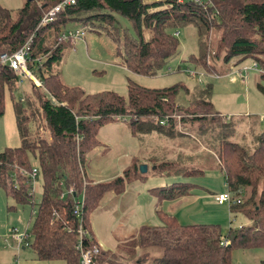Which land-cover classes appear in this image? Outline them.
<instances>
[{
	"label": "trees",
	"instance_id": "trees-1",
	"mask_svg": "<svg viewBox=\"0 0 264 264\" xmlns=\"http://www.w3.org/2000/svg\"><path fill=\"white\" fill-rule=\"evenodd\" d=\"M59 1L26 0L14 19L8 9L0 7V56L12 54L31 37L26 68L43 88L26 79L17 85V76L0 63V118L8 100L19 140L17 147L0 151V188L22 206L32 204L39 181V201L26 235L30 243L25 241L35 260L79 264L75 250L78 225L87 234L83 247L96 249L92 264H231L233 249L264 248V131L252 137L250 152L230 142L236 124L212 110L209 86L146 89L128 81L124 98L113 92L85 94L62 84L53 70L62 50L72 45L60 40L73 31L69 25L102 32L114 44L125 69L146 77L156 76L176 55L177 31L189 26L195 31L198 50L190 61L206 73L211 74L215 67L209 60L227 64L233 59H250L264 79V0H75L52 22L37 27L42 11ZM113 15L126 20L133 38L119 29ZM24 81L29 93L16 100L13 94ZM258 89L264 95V89ZM180 92L187 96L185 106L175 102ZM115 119H126L134 136L156 134L178 140L177 144L189 141V151L193 141L191 132H183L185 127L197 126L204 135L210 132L212 139L195 145L194 154L188 151L187 156L201 151L213 162L210 168L222 175L225 193L231 201H238L228 205L229 214H241L248 226L229 229L223 236L217 225H181L173 216L157 211L158 226H139L133 235L116 240L115 251L102 250L89 229L91 214L106 193L119 196L131 182L144 180L134 163L108 181L86 178L84 156L98 145V129ZM180 159L162 161L155 170L177 173L179 169L171 167L177 168ZM31 169H36L33 191L27 177L20 175ZM202 173L192 168L180 175L193 178ZM196 187L188 181L173 182L148 192L159 203L189 196ZM68 188L75 197L83 195L79 218L71 214L74 196L59 198ZM220 240L225 241L223 246Z\"/></svg>",
	"mask_w": 264,
	"mask_h": 264
},
{
	"label": "rangeland",
	"instance_id": "rangeland-1",
	"mask_svg": "<svg viewBox=\"0 0 264 264\" xmlns=\"http://www.w3.org/2000/svg\"><path fill=\"white\" fill-rule=\"evenodd\" d=\"M25 1L0 0V7L8 9L11 18L14 19L17 10L24 5ZM144 1L148 2L149 0ZM35 3L39 5L38 1ZM44 12L45 10L42 11V14ZM113 16L119 29L128 38H133V32L126 20L117 15ZM83 27L79 25L68 26L69 30H82L84 36L80 41L64 48L61 52L60 61L53 67L62 84L79 88L85 94L113 92L124 98L126 97L128 81L146 89H163L173 85H182L191 90L194 87L209 86L211 89L209 102L212 105V110L221 117L230 118L236 124L235 133L229 138V141L242 146L246 152L252 150V137L264 131V95L258 89V86L264 89V79L260 78L259 68L245 70L253 65L250 59L242 61L233 59L227 64L209 60L215 67L211 74L206 73L200 65L190 61V57H197L198 50L195 31L188 26L177 31V53L160 72L153 77L140 76L131 74L125 69L121 58L115 55L114 44L102 32L95 33L82 29ZM187 72L195 74V79L189 78ZM228 72L229 74L225 75ZM234 72L240 73L244 77L243 82L234 75ZM230 75H234L232 83L229 81ZM29 90L28 83L24 81L22 86L14 92V99L20 98L23 93L28 94ZM186 100L187 96L180 92L175 102L179 106H185ZM127 123V120L123 119L101 126L98 129L96 139L107 148L108 152L106 151L103 155L102 152L95 151L84 156V169L85 173H88L87 177L90 178L89 175L98 174L102 182L120 176L123 170L132 164L129 162L130 153H135L133 151L137 150L139 153L136 156L137 163L133 162L137 169L139 166H146V171L142 174L144 180L135 182L132 190L127 191V193H131L132 198L126 199L124 196L119 199L120 203L117 202V198H114L110 203L102 204L89 218L91 233L99 247L109 251H115L116 239L133 235L139 226L156 227L159 225L154 212L157 199L148 192L149 188L191 180L197 185L201 183L200 188L210 191L216 196L226 192L222 175L217 170L210 168L214 167L213 162L207 160L204 152L199 151L197 156L194 155L193 157L187 156L188 151H186L185 146H189V141H180L181 144L176 146L177 149H186L184 151L187 153V155L180 154L181 159L177 168L171 167L173 170L179 169L177 173L171 169L153 170V167L162 161H155L149 165L148 158L145 157L144 159L140 153L146 154L150 146L148 143L143 146L142 141L132 139L126 134ZM185 129L186 131L183 132L186 135L191 132L190 136L193 141L191 143L192 149L189 151L191 153L195 152L193 148L199 144H206L205 141L212 139L210 132L205 135L201 134L202 132L198 133L197 126L190 130L187 127ZM39 133H41L40 130ZM1 141L0 133V143ZM161 141L159 143L154 141L152 144L156 148V158H159V155L162 158L165 154H167V158H170L168 153L172 152V147H174L172 145L174 144L173 140L166 142L161 138ZM156 146L159 147V152ZM167 162H172V160ZM31 166L34 167L35 162H32ZM192 168L203 170V173L192 179L181 177V171ZM35 186L37 188H35L32 204L22 206L6 197L0 188V264H25L37 261L27 243L19 247V249L25 247L24 251L18 250L19 252L17 251L16 254V246L10 235L12 229L21 235L23 233L28 235L31 215L34 214L39 201V181ZM198 190V188L194 189V194L198 197L204 195L201 193V189ZM202 201L199 200L198 203L187 207L188 209L177 208L174 212L178 216V222L181 224L217 225L223 236L229 229L235 230L248 226L249 221L241 214H229L228 205H224L225 207L222 208L204 207ZM164 207L161 208L165 210ZM27 238V242L30 243V237ZM261 263H264V248L233 249L231 252V264Z\"/></svg>",
	"mask_w": 264,
	"mask_h": 264
},
{
	"label": "crops",
	"instance_id": "crops-1",
	"mask_svg": "<svg viewBox=\"0 0 264 264\" xmlns=\"http://www.w3.org/2000/svg\"><path fill=\"white\" fill-rule=\"evenodd\" d=\"M80 41V40H79ZM237 72H234V75L236 74ZM229 74V72L227 73V74H225V75H228ZM233 74V73H232ZM231 74V75H232ZM230 75V77H229V81H230V78L232 77ZM233 81H234V79H233ZM233 81H230L231 83L233 82ZM113 122H117L116 121V119L113 121ZM125 132H126V134H128L132 139L134 138V139H136L137 141H142V143H143V146L145 145V143H148V146H150L149 147V149L147 150V152H146V154L145 153H140V155H142V157H144V159H145V157L146 158H148L147 160L148 161H150V164L149 165H151V164H153V163H155V161L156 162H158V161H170V160H172V161H175V160H177V158L178 157H181L180 156V154L181 153H183V155H187V153L184 151V150H186V149H183V150H181V149H177V147L176 146H178V144L177 143H175V139L172 141V142H174V144H172L174 147H172L173 149H172V152H169L168 153V155H170V158H167L166 156H167V154H165V156H162V158H161V155H159V158H156V155H155V150H156V148H154L153 146H152V144H153V142L155 141L156 143L158 142L159 143V141L160 142H162L161 141V137L160 136H158V135H156V134H147V135H141V136H134V135H132L131 133H130V130H129V127L128 126H126V130H125ZM0 133H1V143H0V151L3 149V148H14V147H17L18 146V144H19V140H18V137H17V133H16V129H15V124H14V118H13V115H12V111H11V107H10V104H9V102H8V100H6L5 101V108H4V112H3V116L0 118ZM97 133H98V131H97ZM96 136H97V134H96ZM96 138V137H95ZM166 142H168L169 140H167V139H165V138H163ZM96 141H97V139H96ZM98 142V141H97ZM170 144H171V142H170ZM181 144V143H180ZM157 147V146H156ZM188 148V146H185V148ZM177 150V151H176ZM95 151H98L99 153H103V155L106 153V151L108 152V150H107V148L106 147H104V146H102V144H100L99 142H98V145L95 147V148H93L90 152H95ZM157 151L159 152L160 151V149H159V147H157ZM186 151H189L188 149L186 150ZM133 152H135V153H130V156H131V158H130V164L131 163H133V162H135V163H137V161H136V156H137V153H138V151L136 150V151H133ZM139 154V153H138ZM158 156V155H157ZM129 164V165H130ZM145 166V165H144ZM146 167V166H145ZM155 169V167H153V170ZM212 170H215V169H212ZM87 171H88V168H87ZM146 171V170H145ZM145 173V172H144ZM220 173V172H219ZM85 175H86V178H87V180H89V181H92V182H102V180H101V178L100 177H98V174H95V176L94 175H89V177L90 178H88L87 177V175H88V173L86 174L85 173ZM142 175V174H141ZM192 179V178H191ZM183 181H187V180H183ZM135 182H139L138 180H135V181H133V182H131L130 184H128L127 186H126V188H125V190H124V192L121 194V195H119V196H115L112 192H108V193H106L103 197H102V199H101V201L99 202V205H98V207L95 209V211L98 209V208H100L101 207V205L102 204H106V203H110L111 201H113V199L114 198H117V202H119V199L120 198H123L124 196H125V198L127 199V198H132V196H131V193H127V191H129V190H132V188H133V184L135 183ZM188 182H192L191 180H188ZM201 184V183H200ZM200 184H196L195 183V185H197V187L195 188V189H201V193L202 194H204V195H199V197L196 195V194H194V189L192 190V192H191V195H189V196H185V197H181V198H179V199H176V200H173V201H161V202H159V203H155V205H154V212H155V214H156V212L157 211H161L162 213H165V214H168V215H171V216H173L176 220H177V222H178V219H177V217L178 216H176L175 215V212L174 211H176V209L177 208H180V207H184L185 209H188L187 207H191L192 205H194V204H196V203H198L199 202V200H203L202 201V203L204 204L203 206L204 207H212V208H222V207H225L224 205H217L216 203H215V201H214V196H216V194H212L210 191H207V190H204V189H202V188H200L201 186H200ZM152 188H154V187H152ZM149 189H151V188H149ZM148 189V190H149ZM198 190V191H199ZM196 191V190H195ZM150 193V192H149ZM151 194V193H150ZM165 202V203H164ZM120 203V202H119ZM117 205V204H116ZM163 206H165L164 208H165V210H163L161 207H163ZM94 211V212H95ZM93 212V213H94ZM157 217V216H156ZM120 223V222H119ZM179 223V222H178ZM121 224V223H120ZM179 224H181V223H179ZM181 225H189V224H181ZM89 229H90V224H89ZM90 232H91V230H90ZM92 234V233H91ZM93 236V235H92ZM94 238V237H93ZM118 239H123V238H118ZM94 240H95V238H94ZM117 240V239H116ZM95 242L97 243V241L95 240ZM97 245L99 246V244L97 243ZM24 249H25V247H21L20 249H19V251H24ZM102 249V248H101ZM102 250H104V249H102ZM18 251V252H19ZM107 251H109V250H107ZM16 254H17V252H16ZM25 264H63V262H61V261H48V262H40V261H31V262H28V263H25Z\"/></svg>",
	"mask_w": 264,
	"mask_h": 264
},
{
	"label": "built area",
	"instance_id": "built-area-1",
	"mask_svg": "<svg viewBox=\"0 0 264 264\" xmlns=\"http://www.w3.org/2000/svg\"><path fill=\"white\" fill-rule=\"evenodd\" d=\"M199 0H176L177 3L183 2H193L197 3ZM75 0H60L55 5L48 7L45 12L41 15L39 19V23L37 27L44 26L55 19V16L60 12V10L65 6L73 5ZM84 33L80 29H76L66 32L64 35H61L60 40L62 41H69L70 43H75L83 38ZM31 37H29L26 42L21 45L16 51H14L10 55H1L0 56V63L6 65L13 73L17 76V85L21 84L23 80H30L33 85L40 90H42V86L39 82L33 77L31 72L26 68V61H27V53L29 51V43ZM254 64L252 67L245 69V70H252L254 69ZM236 76L239 77L240 81L243 82L244 77L240 73H236ZM187 76L189 78H194L196 75L190 72H187ZM234 75L230 78V81H233ZM261 119V118H260ZM21 176H25L28 179V185L30 190L33 191L34 185L36 184L35 177H36V169H31L30 172L20 171ZM66 195H73L72 188H68L65 190L59 198L62 199ZM214 201L217 205H229V204H238V201H231L230 195L228 193H224L221 195L214 196ZM83 203V195H79V197L73 198V208L71 214L79 218L80 211L82 208ZM76 243H75V250L79 255V264H92V255L96 253V249L93 248L92 250H87L83 247V239L87 235L86 231L82 229L81 225H78L76 230ZM12 241L16 246V252L19 250V247L22 245H26V238L27 236L23 233L22 235L18 233V231L12 229L10 232ZM225 244L224 240H220V246Z\"/></svg>",
	"mask_w": 264,
	"mask_h": 264
},
{
	"label": "water",
	"instance_id": "water-1",
	"mask_svg": "<svg viewBox=\"0 0 264 264\" xmlns=\"http://www.w3.org/2000/svg\"><path fill=\"white\" fill-rule=\"evenodd\" d=\"M28 2L30 1V0H27ZM145 170H146V167L145 166H139L138 167V172L140 173V174H143L144 172H145Z\"/></svg>",
	"mask_w": 264,
	"mask_h": 264
}]
</instances>
